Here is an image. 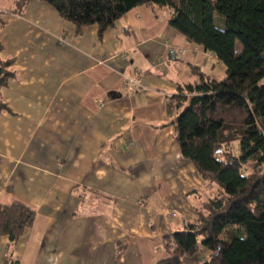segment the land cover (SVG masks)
<instances>
[{
	"label": "crops",
	"instance_id": "obj_1",
	"mask_svg": "<svg viewBox=\"0 0 264 264\" xmlns=\"http://www.w3.org/2000/svg\"><path fill=\"white\" fill-rule=\"evenodd\" d=\"M16 1L0 0V205L35 219L14 243L0 236V264H156L163 235L217 190L180 153L178 90L225 66L169 26L168 7L137 6L100 34Z\"/></svg>",
	"mask_w": 264,
	"mask_h": 264
},
{
	"label": "trees",
	"instance_id": "obj_2",
	"mask_svg": "<svg viewBox=\"0 0 264 264\" xmlns=\"http://www.w3.org/2000/svg\"><path fill=\"white\" fill-rule=\"evenodd\" d=\"M27 1L16 3L22 9ZM41 1L78 31L97 25L100 34L137 6L168 7L169 26L225 66L222 79L199 72L197 82L178 90L180 153L217 190L195 223L163 235L168 257L156 264H194L201 252L208 259L200 264H264V0ZM10 64L0 60V87ZM34 219L20 202L0 205V236L14 243Z\"/></svg>",
	"mask_w": 264,
	"mask_h": 264
},
{
	"label": "rangeland",
	"instance_id": "obj_3",
	"mask_svg": "<svg viewBox=\"0 0 264 264\" xmlns=\"http://www.w3.org/2000/svg\"><path fill=\"white\" fill-rule=\"evenodd\" d=\"M235 49L237 52L241 51V44H240L239 40H236ZM221 78H223V77H221ZM237 147H238L237 142L233 143V146L231 147L232 152H236L235 150ZM201 253L202 254L199 257H197V260H195L194 264H200V263L204 262L206 259H208L207 253L206 254L204 252H201Z\"/></svg>",
	"mask_w": 264,
	"mask_h": 264
},
{
	"label": "built area",
	"instance_id": "obj_4",
	"mask_svg": "<svg viewBox=\"0 0 264 264\" xmlns=\"http://www.w3.org/2000/svg\"><path fill=\"white\" fill-rule=\"evenodd\" d=\"M140 74V71L135 70L131 75L125 76V84L128 89H134L135 85L138 82V76ZM175 217L174 214L171 215V218L173 219Z\"/></svg>",
	"mask_w": 264,
	"mask_h": 264
}]
</instances>
